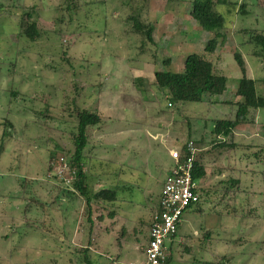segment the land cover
<instances>
[{
    "label": "rangeland",
    "instance_id": "rangeland-1",
    "mask_svg": "<svg viewBox=\"0 0 264 264\" xmlns=\"http://www.w3.org/2000/svg\"><path fill=\"white\" fill-rule=\"evenodd\" d=\"M142 1L0 0V200L7 193L0 202V264H85V250L95 264L143 260L165 162L171 147L190 137L209 174L198 181L203 197L185 213L171 264L229 253L230 264H264V109L258 118L252 111L258 121L239 127L235 142L226 138L231 147L209 154L212 121L231 112L226 104L210 108L209 101H234L243 77L235 52L244 53L248 75L264 92V58L246 34L264 32V0L218 4L228 38L213 55L204 47L215 32L192 18L194 0H150L144 20L156 45L143 53L141 36L127 26L132 6ZM32 22L35 41L25 34ZM195 52L230 83L224 94L180 112L152 84L156 71L183 72ZM85 109L101 116L88 130L85 150L90 206L77 191L66 195L62 188L70 186L50 177L55 169L48 167L59 155H73ZM234 180L241 191L229 190ZM105 188L117 191L116 201L94 199Z\"/></svg>",
    "mask_w": 264,
    "mask_h": 264
},
{
    "label": "trees",
    "instance_id": "trees-1",
    "mask_svg": "<svg viewBox=\"0 0 264 264\" xmlns=\"http://www.w3.org/2000/svg\"><path fill=\"white\" fill-rule=\"evenodd\" d=\"M218 4H231L233 6V4L228 2L227 0H194L193 10L191 12L192 18L198 23V25H200L207 31L215 32V36L211 38L204 47V52L208 55H213L217 51L219 46H221L228 38V34L225 32L226 18L217 10ZM149 7L150 0H143L141 3H135V6H132L131 12L127 19V26L129 27V30L133 31L135 35H139L142 38L140 50L143 53H146L148 45H156L154 44L153 26L151 23H147L144 20V10H147ZM245 8L246 6L242 5L243 11H245ZM28 15L31 19L32 14L29 13ZM25 34L31 40H37L38 28L36 22H32L27 27V29L25 30ZM246 34L249 36L248 44L252 43L257 48V51H255V55L264 58V32L248 30L246 31ZM234 56L238 66L243 73V77L239 79L238 87L235 92L236 99L234 101L229 100L226 102H222L220 99L209 101L210 108L217 104H226V106H228L231 110L228 117L226 116L224 118H216L212 121V133L214 135V139L210 144L214 147L213 152L219 151V149L223 147H231L228 146L227 143L229 141L226 140V138L230 137L232 139V143L234 141V130L240 125H246L248 123H255V121H258L257 118L259 117V113L264 109V92H259L257 87V80L248 75L247 62L244 53L240 50L235 52ZM163 63L165 66H169L171 60L169 58L165 59ZM155 79L156 81L152 84V87H155L157 89V94L161 95L162 98L169 100V103L171 104L169 107H172L174 105L177 107L179 106L180 112H182V109L185 106L189 105L192 102L201 103L206 101V96H210L213 98L215 96L224 94L230 83V78L228 76H226L222 72L217 71L214 63L210 59H208L205 54L198 52L188 55L185 60L183 72H176L167 69L161 71L159 70L155 73ZM137 81L140 82L139 84H143L144 82L142 78H139ZM252 111H255L256 114H258L257 118L252 117ZM100 122L101 116L99 115V112L85 109L79 113L78 129L74 139L75 151L73 155H71V158L66 157L71 162L72 168L75 170V173L73 175L70 187H64L62 189L70 198L74 194L67 191H77V193L82 196V198L89 206L92 204V191L89 184V170L86 169L85 165V150L89 145V128L98 125ZM4 135L5 137H7V135L10 136V133L6 131ZM190 140L191 137L186 140L184 144H187ZM201 140L202 144L206 143L204 136ZM217 160H219V158ZM48 167L50 173L53 171V169H55V166L51 164H49ZM206 168L207 167L203 163L202 159H200L199 154L195 160V167L193 170L194 179L199 181L200 179L204 178L207 175ZM169 171L170 170H168L167 175L169 174ZM52 176L56 180L58 179L55 175H51L50 177ZM239 182V180H234L231 185L235 186L230 185L229 190H232V188H239L238 191H241ZM164 184L165 181L163 182V186ZM200 194L202 195H200V200L197 202V204L191 205L189 210L193 209L200 203L203 197V194ZM161 195L162 190L159 196L160 198ZM93 197L100 202L116 201L118 193L116 190L105 188L95 193ZM34 201L37 200L31 199L29 203ZM158 203H156L155 209L151 215L148 226L149 230L153 216L157 211L160 212ZM68 211L69 213L72 212L70 209ZM198 211L200 212V209ZM234 213L239 214V211L237 209H234ZM178 234L175 238H173L170 244L171 254L166 264H171L174 259L173 250L174 245L178 239ZM212 234L213 232L211 230H208L205 233V237L207 238V240H210ZM187 250L191 252L190 249ZM84 258L85 264H95L94 260L88 255V251L86 250ZM234 260L235 255L229 253L226 255H222L218 258L217 261L195 259V262H201V264H230L234 262Z\"/></svg>",
    "mask_w": 264,
    "mask_h": 264
},
{
    "label": "built area",
    "instance_id": "built-area-1",
    "mask_svg": "<svg viewBox=\"0 0 264 264\" xmlns=\"http://www.w3.org/2000/svg\"><path fill=\"white\" fill-rule=\"evenodd\" d=\"M198 151L194 141L171 149L170 156L175 164L165 179L158 203L160 212L157 211L151 221L149 239L142 253L144 259L124 264L167 263L170 244L179 233L186 211L200 200L199 183L193 176ZM54 166L56 177L70 186L75 170L69 159L59 155Z\"/></svg>",
    "mask_w": 264,
    "mask_h": 264
},
{
    "label": "crops",
    "instance_id": "crops-1",
    "mask_svg": "<svg viewBox=\"0 0 264 264\" xmlns=\"http://www.w3.org/2000/svg\"><path fill=\"white\" fill-rule=\"evenodd\" d=\"M242 126H245L246 127V125H240V126H238L235 130H234V132H236V134H234V140L235 139H237L239 136H241L240 135V132H239V130H238V128L239 127H242ZM181 144H179V145H177L178 144V142H176L172 147H171V149L172 148H174V147H176V146H180V145H182V142H180ZM204 151V150H203ZM201 154V153H200ZM208 154V153H207ZM209 154L210 155H212L213 154V151H209ZM170 155V154H169ZM171 158V156H169L168 157V160L165 162V167L167 168L166 169V171L168 172V170H170V168H172L173 166H174V160ZM200 159H201V156H200ZM171 160V161H170ZM206 167H207V165H206ZM167 172H166V174H165V177H164V179H163V182L165 181V179H166V176H167ZM206 172H207V174H209V171H208V167L206 168ZM207 176V175H206ZM206 176L204 177V178H202V179H200L201 181L203 180V181H205V178H206ZM7 196V193L5 194V192H4V195H3V198H5ZM3 198H1V200H0V202H2V200H3ZM27 201V200H26ZM193 209H195V207L193 208ZM184 219H185V217H184ZM184 221V220H183ZM181 229V228H180ZM147 244V243H146Z\"/></svg>",
    "mask_w": 264,
    "mask_h": 264
},
{
    "label": "clouds",
    "instance_id": "clouds-1",
    "mask_svg": "<svg viewBox=\"0 0 264 264\" xmlns=\"http://www.w3.org/2000/svg\"><path fill=\"white\" fill-rule=\"evenodd\" d=\"M198 156V155H197ZM197 181V180H196ZM198 182V181H197ZM199 187H200V185H199Z\"/></svg>",
    "mask_w": 264,
    "mask_h": 264
},
{
    "label": "bare ground",
    "instance_id": "bare-ground-1",
    "mask_svg": "<svg viewBox=\"0 0 264 264\" xmlns=\"http://www.w3.org/2000/svg\"><path fill=\"white\" fill-rule=\"evenodd\" d=\"M194 170V169H193Z\"/></svg>",
    "mask_w": 264,
    "mask_h": 264
}]
</instances>
